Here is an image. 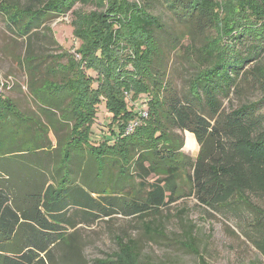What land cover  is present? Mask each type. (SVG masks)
<instances>
[{
    "label": "trees",
    "instance_id": "trees-1",
    "mask_svg": "<svg viewBox=\"0 0 264 264\" xmlns=\"http://www.w3.org/2000/svg\"><path fill=\"white\" fill-rule=\"evenodd\" d=\"M24 1L2 2L0 13L25 36L49 16L71 12L76 3L96 9L73 12L81 60L70 55L61 81L32 87L40 115L25 114L0 93V264H56L57 250L74 249L69 233L74 208L86 216L99 209L106 217L122 213L143 219L188 196L235 221L248 213L252 220L244 224L252 233L244 235L264 258V113L260 102H250L222 114L221 101L241 81L264 87V65L247 68L263 49L264 0H165L171 9L180 7L200 32L207 27L218 32L199 47H186L195 72L183 100L166 96L168 86L156 69L162 50L155 29L162 26L137 1ZM244 37L252 42L246 54L234 46ZM34 61L25 60L29 69ZM101 104L113 119L109 136L103 133L104 141L95 144L93 125ZM175 130L193 135L200 147L195 160L182 151L184 139ZM87 159L98 175L109 176L98 178L101 186L90 184L91 190L86 175L80 181L78 162ZM112 166L118 173L110 179ZM180 221L183 245L199 255L200 264H208L196 247L195 225ZM244 224H237L243 233ZM117 242L119 251L104 264H145L135 240Z\"/></svg>",
    "mask_w": 264,
    "mask_h": 264
},
{
    "label": "rangeland",
    "instance_id": "rangeland-1",
    "mask_svg": "<svg viewBox=\"0 0 264 264\" xmlns=\"http://www.w3.org/2000/svg\"><path fill=\"white\" fill-rule=\"evenodd\" d=\"M6 1L25 3L24 0H0V4ZM134 1L145 6L160 20L162 27L155 29V38L162 54L161 59L156 62V69L168 86L166 96L170 98L175 95L183 100V96L188 93L190 76L195 72L194 68L188 66L185 49L190 44L198 47L203 45L205 38H216L217 29L207 27L200 32L199 29L189 25L180 7L171 9L165 0ZM95 9L94 4L76 3L73 10L66 15L49 16L45 24L34 28L28 36L21 35L19 27L0 13V93L13 100L25 114L40 115L39 106L32 96V87L39 86L43 80L61 81L64 75L62 66L67 64L70 55L74 54L77 60H81L80 55L76 54L80 41L74 38L71 26L74 19L73 12L88 13ZM179 39L180 43H177ZM250 41V38L244 37L241 41L235 40L234 46L241 49L242 54H246L252 43ZM262 44L263 49L258 51H261L258 58L247 68L257 64L264 65V41ZM121 55L125 53L118 52V56ZM27 57L34 58L35 61L31 63L34 65L33 69H29V64L25 62ZM90 74L96 77V74L92 72ZM221 99L222 114H228L231 110L250 102H260L261 112L264 113V101H261L264 100V87L255 86L249 81H241L228 98ZM42 119L46 120L44 117ZM112 119L113 115L106 110L104 104H101L93 125L95 144L104 141L103 133L109 136ZM175 134L184 139L182 151L195 160L200 151L196 140L191 144L187 133L175 130ZM56 147L54 145L51 149L55 151ZM38 155L41 158L45 157L41 152ZM89 162L90 159H87L86 163L78 162V164L80 181L86 175L85 178L88 179L85 181L89 185L88 190H91L90 184L101 186L99 184L101 180L98 178L107 180L109 176L98 175L95 167ZM89 167H92V170L87 171ZM109 170L110 179L118 173L116 166L110 167ZM86 171L88 173L84 174ZM2 182L3 180L0 179V184ZM183 190L185 193L189 192L186 185H183ZM114 195L118 196L116 192ZM93 197L99 198L97 194ZM88 212L90 215L86 216L87 212L83 209L71 210V222L75 227H70L69 233L72 235L74 249L57 250L56 264H104L111 255L119 251L117 239L120 237L137 242L145 264H200L199 255L183 245L187 242L180 218L187 224L195 225L196 247L208 264H251L255 260L264 262L260 252L244 235L252 233L251 229L247 228V224H244L247 220H252L248 213L243 214L242 220L235 221L233 216L228 217L224 213L201 206L196 196L184 197L162 208L158 215L143 219L125 216L122 213L106 217L99 209ZM144 223L149 224L148 229L144 228ZM237 224H244V233Z\"/></svg>",
    "mask_w": 264,
    "mask_h": 264
},
{
    "label": "built area",
    "instance_id": "built-area-1",
    "mask_svg": "<svg viewBox=\"0 0 264 264\" xmlns=\"http://www.w3.org/2000/svg\"><path fill=\"white\" fill-rule=\"evenodd\" d=\"M146 101H147V100L144 99L143 102H146ZM141 115H142L143 118H147L148 113H147V111H142V112H141ZM138 125H139V122H138V121L129 124L126 132H127V133H131L132 131H134V129H135Z\"/></svg>",
    "mask_w": 264,
    "mask_h": 264
},
{
    "label": "crops",
    "instance_id": "crops-1",
    "mask_svg": "<svg viewBox=\"0 0 264 264\" xmlns=\"http://www.w3.org/2000/svg\"><path fill=\"white\" fill-rule=\"evenodd\" d=\"M187 138H188V140H189V142L192 144L193 143V141H194V137H193V135L192 134H189V133H187ZM191 148V147H190Z\"/></svg>",
    "mask_w": 264,
    "mask_h": 264
}]
</instances>
